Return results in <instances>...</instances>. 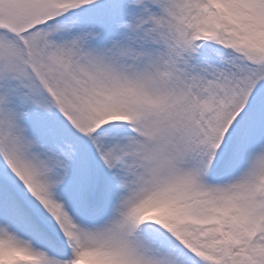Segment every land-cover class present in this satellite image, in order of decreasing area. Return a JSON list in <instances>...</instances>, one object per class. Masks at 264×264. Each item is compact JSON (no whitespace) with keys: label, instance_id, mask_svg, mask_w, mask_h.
<instances>
[{"label":"snow or ice","instance_id":"1","mask_svg":"<svg viewBox=\"0 0 264 264\" xmlns=\"http://www.w3.org/2000/svg\"><path fill=\"white\" fill-rule=\"evenodd\" d=\"M0 264H264V0H0Z\"/></svg>","mask_w":264,"mask_h":264}]
</instances>
